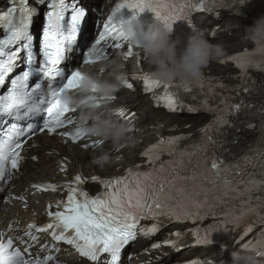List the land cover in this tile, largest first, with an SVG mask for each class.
I'll return each instance as SVG.
<instances>
[{"label": "snow or ice", "instance_id": "obj_1", "mask_svg": "<svg viewBox=\"0 0 264 264\" xmlns=\"http://www.w3.org/2000/svg\"><path fill=\"white\" fill-rule=\"evenodd\" d=\"M9 3V8L0 12V90L6 89L0 93V193L10 185L14 173L20 171L27 158L24 154L26 145L34 135L46 131L49 135H60L66 143H78L85 138L79 128L63 131L76 124L77 112L63 106L61 97L80 87L83 79L80 67L109 58L112 49L126 48L127 60L136 55L130 37L123 31L124 9L133 12L131 17H139L148 10L154 13L155 20L165 23L170 30L181 20L195 30L193 13L219 17L217 8L231 7L233 3L243 5L246 0H229L228 3L225 0H119L102 23L98 38L85 47L80 63L75 65H69V62L80 48L78 40L84 34L82 25H86L87 18L93 14L84 5V0H35L36 6L32 5V0H9ZM39 6H46L47 11L43 14L45 22L37 53L32 30L34 18L40 15ZM93 26H96L95 21ZM257 51L264 52V49ZM256 55V52H249L228 58L242 70L243 76L237 79L247 77L250 68L261 70L264 61H257ZM21 68L23 70L13 76ZM133 79L141 80L143 91L151 93L157 106L162 105L169 113L204 111L214 114L212 123L201 129L204 139L189 148L181 147V141L188 137H162L142 153L145 165L129 168L119 177L101 179L93 176L91 182L99 183L103 189L96 194L85 190L84 185L89 181L81 175L64 184H33L31 187L36 192L64 189L67 197L55 204L49 203L44 213L48 218L45 224L38 225L33 220L21 230L15 226L18 221L10 222L7 230L0 231V264H64L54 254L60 252L59 244L70 246L88 264H125V250L134 246L139 236L156 235L165 222H196L222 213L226 217L225 223L235 227L251 214H256L260 222H264V196L255 197V206L251 196L244 199L246 193L257 184L264 185V181L252 176L245 180L242 172L233 171L234 165L225 163L214 154L209 155L210 151H215L209 146L216 143L211 133L220 134L223 127L231 124L230 116H238L252 105L242 98L239 102H229L231 97H223L216 106H211L209 100L219 95L213 84L228 87L222 82H200L197 91L203 99L196 105L184 102L181 90L191 94L192 100L198 99L188 85L164 84L149 73ZM125 87L131 90L134 85L126 79ZM243 91L250 94L253 88L243 87ZM41 112L44 113L42 122L37 119ZM116 115L131 120L123 108ZM255 128L257 125H249V129ZM100 143L95 140L91 145L85 144L84 148L97 147ZM31 147L37 146L33 144ZM164 156L169 159H163ZM32 159L38 160V157ZM244 159L247 161V157ZM66 167L62 163L61 172L66 171ZM13 199L20 200L27 208L23 195L10 196L2 202L10 203ZM237 200H240V206L229 213V206ZM143 220L154 223L146 229L141 225ZM253 227L251 224L247 226L241 240L253 231ZM220 230L215 227L195 228L185 233L177 230L163 245L154 242L151 248L170 246L176 250L188 234L194 237L196 245H212V233ZM19 231L23 235H9ZM41 233L47 234L52 241L41 245L40 251L45 252L42 257L31 252V248L39 243ZM261 236L264 237V233ZM17 240L24 245L23 250L16 246ZM243 247L256 250L260 258L257 264H264V239L244 243ZM134 256L130 253L128 261ZM225 262L222 260L219 264ZM190 264L215 262L198 259Z\"/></svg>", "mask_w": 264, "mask_h": 264}, {"label": "clouds", "instance_id": "obj_2", "mask_svg": "<svg viewBox=\"0 0 264 264\" xmlns=\"http://www.w3.org/2000/svg\"><path fill=\"white\" fill-rule=\"evenodd\" d=\"M123 31L130 37L132 47L137 50L136 55L143 54L146 58L150 65L149 74L164 84L176 81L199 83L205 69L226 55L221 44L211 43L202 32L190 34L181 47V40L172 38L173 30L155 19L145 24L139 17H128ZM246 38L264 41V17L246 28ZM126 61V54L120 53L115 58H101L98 70L82 68L80 87L75 93L63 95L61 102L78 113L75 128H79L82 135L99 140L100 145L110 142L116 152L128 150L131 153L139 145L140 137L131 125L115 119L114 113L120 109L111 107L128 79ZM122 159L121 155L113 156L111 151H103L93 157L91 164L103 170ZM231 264H257L256 254L252 249L233 253Z\"/></svg>", "mask_w": 264, "mask_h": 264}, {"label": "bare ground", "instance_id": "obj_3", "mask_svg": "<svg viewBox=\"0 0 264 264\" xmlns=\"http://www.w3.org/2000/svg\"><path fill=\"white\" fill-rule=\"evenodd\" d=\"M89 4H94V1H87ZM259 80L264 84V72L263 73H260L259 74ZM129 100H131V99H129ZM136 102L137 101H139V100H135ZM143 125V124H142ZM142 127V126H141ZM71 158H72V160H73V163L74 164H82L84 167H86V166H88L89 165V161H88V159L86 158V156L85 155H82L80 152H78V151H76V150H74L73 151V153H72V155H71ZM109 169L107 168V169H103V170H101V169H97V172L98 173H104V171H108ZM113 170H114V167H111V171H109V172H107V173H112L113 172ZM46 172H49V165H45V166H40V167H37V168H35L32 172H31V174L32 175H43L44 173H46ZM107 175H109V174H107ZM137 251H138V249H134L133 250V252H135V253H137ZM193 254H191L190 255V257L192 256ZM217 255V253H214L212 256H216ZM184 255H182V256H173V259L175 260V261H177V260H179V259H181V258H186V256L185 257H183Z\"/></svg>", "mask_w": 264, "mask_h": 264}]
</instances>
